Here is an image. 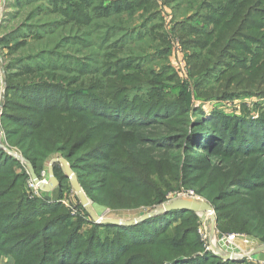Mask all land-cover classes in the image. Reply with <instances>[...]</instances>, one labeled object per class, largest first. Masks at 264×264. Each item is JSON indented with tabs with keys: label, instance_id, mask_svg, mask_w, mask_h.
<instances>
[{
	"label": "rangeland",
	"instance_id": "rangeland-1",
	"mask_svg": "<svg viewBox=\"0 0 264 264\" xmlns=\"http://www.w3.org/2000/svg\"><path fill=\"white\" fill-rule=\"evenodd\" d=\"M152 1L153 7L147 5L145 9L144 3H138L129 12L123 10L126 4L122 0H0V103L3 104L0 107V120L6 102L8 80L18 88L36 86L42 90L40 95L54 94L53 106L57 108L73 106L67 104L74 103L75 96L79 100L84 96L85 105L82 108L95 105L88 99L101 97L109 100L103 103L117 104L122 112L129 109L130 113L133 110L144 114L143 107L135 108L132 105L135 102L147 104L160 101V104H179L193 113L201 110L206 117L217 110L224 115L246 120L261 119L264 115V57L260 56L264 55L261 45L264 43V27L256 30L252 24L264 22V4L257 6L259 9L251 13L249 19L248 14L239 15L234 23L231 21L232 7L230 17L219 23L220 17L234 0H172L174 3L170 4L165 0ZM221 31L220 47L217 50L210 49L209 40L217 38ZM207 53V60L212 62L201 69V60ZM258 57L261 59L256 61ZM8 104V111L18 114L28 115L32 114L30 110H34L17 94L10 95ZM96 108L92 107L93 110ZM165 116V119L157 120L158 124H153L151 131L143 130L142 133L159 131L170 135L186 119L184 113L176 114L173 109L165 112ZM56 122L57 119H50L49 126ZM127 123L125 121L123 126L127 127ZM13 128L10 125L6 130ZM90 139L87 136L79 144L77 142L78 154L88 147ZM0 141L7 149L26 159L21 150L14 146L17 140L14 143L8 140L1 122ZM58 158L65 159L55 153L41 166L40 172L46 173L47 182L49 163ZM18 162L9 163L0 169V188L10 192L11 199L8 200H13L20 207L24 206L27 218L24 217L13 235L15 239L20 238L21 242L15 241L6 247V240L0 243V249L4 251L0 255V264H42L44 257L38 258L39 253L34 252L29 259L42 241L34 238L33 234L51 221L57 223L59 230L67 227L68 230L62 232H70L76 243L83 240L89 244L90 240L93 246L110 244L111 251L103 252L98 257L112 258L120 253L116 251L118 248L113 247L121 242V235L94 227L96 223L88 215L84 216L86 212L66 178L61 188L58 186L50 192L35 190L29 183V170L21 160ZM55 165L60 168L58 163H54L53 167ZM206 168L207 163H200L187 175L193 176L196 171L206 174ZM11 178L17 181L13 191L4 185ZM162 178H158L156 183H160V179L166 181V175ZM206 178L205 175L204 180ZM205 184L210 185L212 181L208 180ZM199 187H181L168 193L163 203L193 192L195 197L210 204L204 195H199L196 190ZM5 192L1 191L0 194ZM85 195L100 220L138 219L159 206L112 209L96 205ZM40 200L54 206L50 211L37 210L34 214L25 211L27 206L31 208V202ZM4 206H10L7 200ZM182 218L174 221L173 228H187L186 231L196 229L199 242H204L202 249L206 250V244H209L212 222L216 236L228 234L218 229L215 212L213 216L196 214L194 218ZM175 235L173 232L167 237L173 239ZM245 236L250 240L246 249L264 245L252 236ZM26 242L30 246L28 249L25 247ZM53 251L51 249L49 252ZM203 253L201 250L190 255V258ZM115 258L110 264H123V253ZM237 260L255 264L264 261V251L233 261Z\"/></svg>",
	"mask_w": 264,
	"mask_h": 264
},
{
	"label": "trees",
	"instance_id": "trees-1",
	"mask_svg": "<svg viewBox=\"0 0 264 264\" xmlns=\"http://www.w3.org/2000/svg\"><path fill=\"white\" fill-rule=\"evenodd\" d=\"M122 1L126 4L123 10L129 12L138 3H144L145 9L147 5H154L152 0ZM165 1L168 4L174 3L172 0ZM262 4L264 0H234L220 17L219 23L230 17L232 7L231 21L234 23L239 15L248 14L249 19L250 14ZM243 25L241 20V26ZM252 25L254 29L260 30L261 26L264 27V22ZM221 34L222 31L217 38L209 40L210 49L217 50L220 47ZM260 38L261 36L258 39ZM261 45L264 47V43ZM208 55L209 53L201 60V69L212 62L207 60ZM12 83L8 80L0 122L8 140L11 143L17 140L14 146L31 162L38 178L45 160L50 155L59 153L69 162L87 196L96 205L112 209L150 208L165 202V197L170 192L181 187L193 188L200 185L196 190L213 206L220 231L228 234L243 233L264 244V115L261 119L252 121L227 116L215 110L206 117L201 110L193 113L179 104H160V101L147 104L135 102L132 107H143L145 110L144 114H138L133 110L130 113L129 109L122 112L120 106L105 104L103 102L109 100L101 97L87 100L95 104L92 107H97L93 110L91 106L82 108L85 105L84 96L80 100L75 96L74 103L67 104L73 106L64 108L67 106L63 105L62 108H57L58 106H53L54 94L40 95L42 90L36 86L18 88ZM11 94H17L29 103L28 107L34 109L30 110L32 114L8 111ZM172 109L174 113L182 112L186 117L178 124L179 129L174 128L175 132L170 135L159 131L145 132L151 131L153 124L165 119V112ZM52 118L57 119V122L49 126ZM125 121H128L127 127L123 126ZM10 125L17 132L6 130ZM143 130L145 131L142 133ZM87 136L91 137L87 142L88 147L78 154L77 142L79 144ZM9 163L19 162L0 148V169ZM200 163H207L206 174L196 171L193 176H188L191 169ZM53 171L61 188L64 176L57 165L53 167ZM164 175L166 181L161 180ZM205 175L207 178L204 180ZM158 178H161L160 183H156ZM208 180L212 184H205ZM16 183L11 178L4 185L13 191ZM1 191H7L0 194V243L6 240V247L15 241L21 242L20 238L15 239L13 235L27 215L23 211L24 206L20 207L13 200H8L11 198L7 189L0 188ZM6 200L10 206H4ZM30 206L25 211L34 214L37 210L50 211L54 204L40 200L31 202ZM195 215L193 212L171 211L133 226L93 225L102 231H115L121 235V242L113 248H118L116 251H120L119 254L123 253V264L250 263L246 260L223 261L216 258L211 251L202 249L204 242H199L196 229L186 231L187 228H173L174 221L180 217L194 218ZM84 216L87 214L84 213ZM64 230L68 228L59 230L57 223L53 221L44 224L38 233L33 234L34 238L42 241L29 259L35 252L39 253L38 258L44 257L42 264H110L119 255L112 258L98 257L103 252L111 251V245L93 246L90 240L89 244L83 240L79 244L70 232L63 233ZM173 232L176 233L175 237L169 239L167 236ZM28 245L26 242L27 249L30 247ZM21 246L22 243L19 247ZM76 248L78 249L74 251ZM51 249L54 251L49 252ZM201 250L204 252L202 255L190 258V255ZM2 252L4 251L0 249V255Z\"/></svg>",
	"mask_w": 264,
	"mask_h": 264
},
{
	"label": "water",
	"instance_id": "water-1",
	"mask_svg": "<svg viewBox=\"0 0 264 264\" xmlns=\"http://www.w3.org/2000/svg\"><path fill=\"white\" fill-rule=\"evenodd\" d=\"M2 105L3 104L0 103V107H2ZM0 148L4 150L5 152H7L9 155H11L16 160H21L22 163L29 170L31 180L35 184H37L40 190L44 192H50L59 186V181L55 177L54 171H53V164L58 163L60 166L62 175L64 176V178H66L69 181L70 186L72 190L75 192L76 197L80 205L82 206L83 210L87 213L90 219L96 224H102V225L109 224V225H115V226H133L140 222L148 220L150 218H155L161 215H165L171 211H185V212H193L194 214H208L210 216H213L214 210L207 201H204L198 197L182 196V197L173 198L172 200L157 206L152 212L138 219L127 220V221L116 220V219L115 220L114 219L100 220L98 217V214H96L95 208L91 205L85 193L81 189L79 181L77 177L74 175V172L71 169L67 160H65L64 158H58V159H54L53 161L49 163L48 182L44 184L39 181V178L35 174V171L31 163L28 160L23 159L20 155L7 149L2 144L1 141H0ZM209 244L212 248V254L214 255V257L219 258L221 260L231 261V260L245 257L244 255L225 253L222 249H220L219 246L215 244V226L213 222L211 224L210 231H209ZM263 251H264V245L256 247L254 250L249 252L248 255H255Z\"/></svg>",
	"mask_w": 264,
	"mask_h": 264
},
{
	"label": "built area",
	"instance_id": "built-area-1",
	"mask_svg": "<svg viewBox=\"0 0 264 264\" xmlns=\"http://www.w3.org/2000/svg\"><path fill=\"white\" fill-rule=\"evenodd\" d=\"M0 11H1V4H0ZM45 172H42L39 177V181L41 183H47ZM30 186L34 188L35 190L39 189L37 184H35L31 178L29 179ZM182 196H191L195 197L193 192H187L182 194ZM181 196V197H182ZM203 238H205V235H203ZM207 238V236H206ZM250 243V240L247 239V237L244 234L239 233H229L222 236H216L215 235V244L220 247L225 253H233L236 255H248L249 252L255 249V247H251L249 249L247 245ZM206 250H209L212 252V248L210 244H206ZM250 260V258H248ZM255 264H264V261L261 262H255Z\"/></svg>",
	"mask_w": 264,
	"mask_h": 264
}]
</instances>
